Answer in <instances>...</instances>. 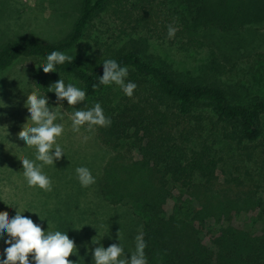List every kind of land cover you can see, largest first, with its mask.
<instances>
[{"label":"trees","instance_id":"1","mask_svg":"<svg viewBox=\"0 0 264 264\" xmlns=\"http://www.w3.org/2000/svg\"><path fill=\"white\" fill-rule=\"evenodd\" d=\"M81 3L79 17L62 39L26 37L0 45V77L8 75L5 81L0 78V98L9 106L0 109L5 114L0 134L26 123L27 94L43 95L59 79L57 73L37 68L49 53L74 50L98 28L97 22L120 23L121 33L131 37L127 42L107 45L92 62L74 59L57 68L66 84L86 91L83 104L68 106L65 101L63 110L71 116L76 109L100 103L112 123L92 130L82 126L91 135L76 140L77 147L62 158L65 164L72 154L76 162L45 166L43 171L52 182L65 183L74 176L75 187L80 184L75 169L89 168L95 184L77 189L90 192L93 203L61 208L56 200L53 206L44 190L35 192L22 175L20 158L34 160V147L20 154L4 146V138L0 179L16 184L18 196H23L19 200L31 213L26 216L34 213L32 220L45 230L53 226V231L68 232L79 249V257H69L76 264L92 262L89 246L105 218L112 227L103 236L108 237L107 247L118 243L119 232L126 255L135 246L131 224L138 222L148 264H264V95L249 98L246 84L224 81L233 69L225 68L212 43L215 38L223 43L234 33L259 32L255 27L264 23V0ZM169 25L177 29L171 39ZM175 48L196 61L191 69L170 60ZM107 59L129 67L126 82L137 84L132 97L117 85L94 87ZM24 61L32 64L16 72ZM47 95L55 103V95ZM40 197L44 211L38 212ZM6 206L0 213L13 217ZM106 206L115 210L106 213Z\"/></svg>","mask_w":264,"mask_h":264},{"label":"clouds","instance_id":"2","mask_svg":"<svg viewBox=\"0 0 264 264\" xmlns=\"http://www.w3.org/2000/svg\"><path fill=\"white\" fill-rule=\"evenodd\" d=\"M176 31V28L169 25L168 37L173 38ZM73 60L71 55L52 51L46 56L42 66L36 65L44 74L57 73L59 79L49 85L48 91L43 95L35 92L27 94L24 102L28 115L26 123L21 125L22 131L18 133V139L25 145L24 147L35 148L34 160L27 157L20 158L22 175L29 187L44 191L52 190V181L43 168L56 166V163L65 157L64 149L57 142L65 131L64 124L57 122L64 119L61 109H65V101L68 106H75L83 104L86 100V91L72 83L66 84L57 70L58 66L72 64ZM102 66L103 75L99 77L98 85L94 87L117 85L126 96L132 97L137 84L131 81L126 82L129 67L122 66L114 59L105 60ZM47 93L55 95V103L50 101ZM7 107L9 106L0 98V109ZM4 115L0 113V117ZM70 119L73 130L77 132L85 125L92 130L97 126L108 127L112 123L111 119L105 116L100 103H95L87 110L76 109ZM75 172L82 187L86 188L95 184V177L89 168L80 166L75 169ZM12 208L15 209L16 214L11 218L6 213H0V242L7 245L3 255L0 256V264H76V261L70 260L69 257H79V249L75 241L70 239L68 232L50 231L48 228L45 230L42 224L35 223L31 217L24 216L25 211L21 213L18 207ZM117 236L119 242L107 248L101 244V241H96V237L93 238L91 243L99 246L91 249L92 264H148L145 255L147 244L142 231L135 237V251L129 255L125 254L120 244L119 232ZM80 260L84 262L83 258H79V262Z\"/></svg>","mask_w":264,"mask_h":264},{"label":"rangeland","instance_id":"3","mask_svg":"<svg viewBox=\"0 0 264 264\" xmlns=\"http://www.w3.org/2000/svg\"><path fill=\"white\" fill-rule=\"evenodd\" d=\"M82 0H0V45L10 39H20L26 37L38 38L47 42H55L65 37L72 29L74 22L79 17L81 10ZM97 29H93L92 32L88 33V37L74 50L67 52L66 54L71 55L76 60H85L92 62L95 55H101L102 49L108 45H122L123 42H127L129 38L123 35L121 32L123 27L120 23H113L112 21L106 24V21L97 22ZM259 32L255 33H234L235 37L225 40L223 43L218 41L216 38L212 40L220 54V60L222 64L228 70L233 69L230 75L224 76V81L229 82L232 79V83H241L246 87H249V91H245V96L249 98H256L264 95V23L259 24ZM256 29H253L255 31ZM121 37V38H120ZM122 42V43H121ZM104 45V46H102ZM119 45V46H120ZM157 49H161L156 47ZM165 49V48H164ZM167 50V49H166ZM163 53L161 50H155V52ZM169 51V50H167ZM91 53V55H88ZM170 60L173 61L175 66L180 68L186 67L191 69L194 65V59L186 58L187 54L180 52L177 48L170 51ZM200 56L203 54H199ZM256 56L258 57L257 61ZM32 63L24 61L16 66L15 71H25ZM199 75V73H196ZM8 75L5 73L0 78L1 81H5ZM64 113L63 121H57L64 124L65 131L63 135L58 138V143L64 149V153H68L69 150L73 151V147H77L76 140H81L89 137L91 133L85 128L81 127L80 131H74L72 127V121L70 115ZM22 129V128H21ZM21 129L8 130L6 134H0V138L5 139V144L9 149H12L20 154H24L25 145H23L18 139V133ZM84 137V138H83ZM75 141V143H74ZM74 143V146H73ZM20 146H18V145ZM76 145V146H75ZM30 151L32 148L27 147ZM20 149H23L19 151ZM35 149V148H34ZM70 153V152H69ZM65 158V164L63 159L56 163L57 166L61 164L69 165V163H75L73 155H68ZM55 174L54 176H56ZM70 181H56L52 182V190L44 191L48 201L54 206L59 204L61 208H74L76 203H81L84 206L86 203H93L94 197L90 192L82 191L77 187H82L80 184L74 185V176L69 178ZM18 182V181H17ZM19 183V182H18ZM20 184V183H19ZM16 184L10 182L7 178L3 177L0 179V208L6 206V211L10 214L15 215V206H19V210L24 216L31 214L26 204L19 200L21 197L18 196ZM73 188V189H72ZM85 188V187H84ZM39 188L34 191L37 192ZM86 193V194H85ZM53 195L50 201V196ZM35 197H29V203L31 206L32 201ZM44 200L42 197L39 198V211H44L42 204ZM78 205V204H77ZM12 206V207H10ZM115 208L106 206L103 209L106 213H111ZM28 211V212H27ZM34 214L31 216V219ZM104 227H102L101 233L96 238V241H101V244L107 248L108 237L103 236L112 230L111 225L108 223L107 218L102 220ZM131 234L135 232V236L139 235V225L137 221L131 224ZM137 225V226H136ZM56 226V224H55ZM54 228L53 226L51 229ZM50 231H53L51 230ZM116 233V232H115ZM117 235V233H116ZM115 235V236H116ZM123 237L122 234H120ZM128 238V235L126 234ZM8 237L6 236V239ZM83 241V240H82ZM119 242V241H118ZM124 239H120V243H123ZM135 242V240H134ZM99 245L89 246L90 249L98 247ZM7 247L4 243L0 242V251L4 253V249ZM135 251V246H131L128 249V254ZM74 257L72 256V259ZM31 260V255L29 257ZM70 259V260H72ZM92 264V262L90 263Z\"/></svg>","mask_w":264,"mask_h":264}]
</instances>
